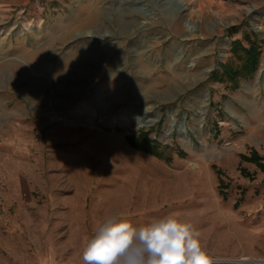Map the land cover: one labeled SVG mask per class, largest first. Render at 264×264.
I'll return each mask as SVG.
<instances>
[{
	"label": "rangeland",
	"instance_id": "rangeland-1",
	"mask_svg": "<svg viewBox=\"0 0 264 264\" xmlns=\"http://www.w3.org/2000/svg\"><path fill=\"white\" fill-rule=\"evenodd\" d=\"M237 39L261 58L235 86ZM263 66L264 0H0V264H82L102 222L169 213L214 264H264V171L240 156H264Z\"/></svg>",
	"mask_w": 264,
	"mask_h": 264
},
{
	"label": "clouds",
	"instance_id": "clouds-1",
	"mask_svg": "<svg viewBox=\"0 0 264 264\" xmlns=\"http://www.w3.org/2000/svg\"><path fill=\"white\" fill-rule=\"evenodd\" d=\"M200 235L175 213L141 226L109 218L84 241L82 264H214Z\"/></svg>",
	"mask_w": 264,
	"mask_h": 264
},
{
	"label": "trees",
	"instance_id": "trees-1",
	"mask_svg": "<svg viewBox=\"0 0 264 264\" xmlns=\"http://www.w3.org/2000/svg\"><path fill=\"white\" fill-rule=\"evenodd\" d=\"M245 37L250 39L249 35H245ZM231 51L238 59H240L241 65L239 67L227 66L223 68V73H225V78L228 80V82L237 86L241 79L251 78L256 73L260 64L261 48L256 44V41L250 42V45L247 47L241 40L237 39L232 42ZM150 134L151 130L142 128L136 134L127 136V140L131 146L139 150L170 161L171 156L166 155V150L170 147L163 146L158 140L152 139ZM240 156L242 161L254 163L259 169L264 171V156L260 155L256 149H252L249 155L241 154ZM214 168L217 169V172L220 176V192H224L228 189L227 186H229V184L223 179V170L215 166ZM240 169L242 174L246 177L255 178V174L250 173L246 167L240 165ZM240 199H243V196ZM240 199L237 203H239Z\"/></svg>",
	"mask_w": 264,
	"mask_h": 264
},
{
	"label": "bare ground",
	"instance_id": "bare-ground-1",
	"mask_svg": "<svg viewBox=\"0 0 264 264\" xmlns=\"http://www.w3.org/2000/svg\"><path fill=\"white\" fill-rule=\"evenodd\" d=\"M263 68H264V66H263ZM199 115H202V113H201V114H198V116H199Z\"/></svg>",
	"mask_w": 264,
	"mask_h": 264
}]
</instances>
